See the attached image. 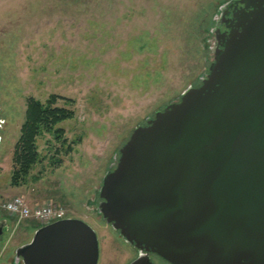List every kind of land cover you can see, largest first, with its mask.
Listing matches in <instances>:
<instances>
[{"label":"rangeland","instance_id":"obj_1","mask_svg":"<svg viewBox=\"0 0 264 264\" xmlns=\"http://www.w3.org/2000/svg\"><path fill=\"white\" fill-rule=\"evenodd\" d=\"M227 1L0 0V220L9 218L0 264H16V249L39 228L2 208L14 196L58 204L90 224L99 264H129L137 256L97 213L98 190L135 128L201 83L214 58L218 5ZM54 94L73 100L57 106L75 116L58 125L60 139L38 138L39 161L14 186L28 100L46 103Z\"/></svg>","mask_w":264,"mask_h":264},{"label":"water","instance_id":"obj_2","mask_svg":"<svg viewBox=\"0 0 264 264\" xmlns=\"http://www.w3.org/2000/svg\"><path fill=\"white\" fill-rule=\"evenodd\" d=\"M218 12L231 17L212 31L201 84L135 128L98 190L97 213L138 250L129 264H264V0ZM15 253L16 264H99L100 243L66 218Z\"/></svg>","mask_w":264,"mask_h":264},{"label":"trees","instance_id":"obj_3","mask_svg":"<svg viewBox=\"0 0 264 264\" xmlns=\"http://www.w3.org/2000/svg\"><path fill=\"white\" fill-rule=\"evenodd\" d=\"M209 31L207 30V32ZM60 100L73 101L55 94L51 95L46 103L33 97L29 98L26 121L22 126L21 136L15 146L14 163L17 168L12 177L14 186H19L21 181L30 175L33 167L38 163L40 158L37 148L38 138L44 133H50L60 139L64 132L62 129L57 128L58 125L74 118V111L57 106ZM69 150H72V147ZM34 180L37 181L38 178Z\"/></svg>","mask_w":264,"mask_h":264},{"label":"built area","instance_id":"obj_4","mask_svg":"<svg viewBox=\"0 0 264 264\" xmlns=\"http://www.w3.org/2000/svg\"><path fill=\"white\" fill-rule=\"evenodd\" d=\"M2 208L18 221L33 220L46 226L68 217L65 208L58 204L30 205L22 196H14L2 203Z\"/></svg>","mask_w":264,"mask_h":264},{"label":"flooded vegetation","instance_id":"obj_5","mask_svg":"<svg viewBox=\"0 0 264 264\" xmlns=\"http://www.w3.org/2000/svg\"><path fill=\"white\" fill-rule=\"evenodd\" d=\"M230 11H232V10H230ZM230 17H231V15L230 16H228V15H224V16H221L220 15V17L219 18H217V21H219V23H218V26L217 27H214L213 28V30H217L218 28H220L223 32L227 29L226 28V24H227V22L226 21H228L229 19H230ZM209 35H211V33L209 34ZM215 39L214 40H212L213 38H212V35L210 36V38L209 39H207V43H211L212 41H213V44L211 43V46H210V48H211V51H213L217 46H218V40H217V38H216V32H215V35L213 36ZM212 40V41H211ZM212 54H213V52H212ZM213 56H214V54H213ZM210 67V66H209ZM207 73H208V71H206L205 72V75H207ZM201 83H199L197 86H199ZM179 100V99H178ZM177 100V101H178ZM155 116V115H154ZM154 116H152V118H154ZM147 122H145L144 124H146ZM3 127H4V122H3V119H2V117H1V111H0V141H1V139H2V131H3ZM118 159H119V157H117V159L114 161V163H113V165H114V167H116V165H117V163H118ZM100 198L97 200V202H95V204H98L99 202H100ZM1 227H3V234L2 235H0V239L2 238V236L5 234V232H6V230L8 229V227H9V218L7 217V218H2L1 220H0V228ZM122 238V237H121ZM126 242V241H125ZM134 250H135V252L137 253V256H138V250L135 248V246H132V245H130ZM152 255V260H153V262L156 264V262H155V260H161L163 263H165V264H170L169 262H167L166 260H164L163 258H161L160 256H158V255H156V254H151ZM136 256V257H137ZM135 257V258H136Z\"/></svg>","mask_w":264,"mask_h":264},{"label":"bare ground","instance_id":"obj_6","mask_svg":"<svg viewBox=\"0 0 264 264\" xmlns=\"http://www.w3.org/2000/svg\"><path fill=\"white\" fill-rule=\"evenodd\" d=\"M159 264V263H158Z\"/></svg>","mask_w":264,"mask_h":264}]
</instances>
